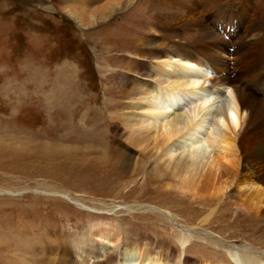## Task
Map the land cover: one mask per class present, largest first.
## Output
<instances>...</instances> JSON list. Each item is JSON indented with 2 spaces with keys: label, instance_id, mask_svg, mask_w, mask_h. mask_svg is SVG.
<instances>
[{
  "label": "rangeland",
  "instance_id": "1",
  "mask_svg": "<svg viewBox=\"0 0 264 264\" xmlns=\"http://www.w3.org/2000/svg\"><path fill=\"white\" fill-rule=\"evenodd\" d=\"M107 1L95 2L93 8ZM162 1L128 0L108 20L90 18L95 23L84 29L67 15L63 0H0V237H26L35 244L34 254L23 245L16 247L11 253L14 259L48 264L54 258L48 255L54 243L69 249L71 263L81 264L75 245L85 239L94 251L114 256L116 264L127 244L171 251L172 264L186 255L236 264L226 248L243 245L252 250L258 264H264V218L256 219L239 208L231 189L216 197L211 190L192 193L170 175L157 177L163 166L155 159L152 142L139 146L137 135L123 122V114L131 112L124 108L138 77L131 67L135 58L131 53L146 49L143 42L160 39L159 27L150 20L163 13ZM200 1L206 0L184 4L195 9ZM262 1L233 0L213 7V14L200 8L197 12L222 41L232 45L239 36L232 37L229 26L238 18L241 27L255 11L263 14ZM245 4L252 6L245 8ZM122 39L129 44L125 46ZM246 40L249 47L258 46L254 39ZM209 48L219 61L215 76L243 81L238 94L244 103V120H249L254 108L264 104V83L254 78L258 71L247 73V59L241 53L232 56L233 46ZM232 86L228 90L234 92L238 84ZM224 89L217 87L220 93ZM93 130L108 148L124 154L125 163L120 160V166H115L128 181L125 188H104L96 174L95 182L89 183L82 176H59V166L44 169L52 156L68 167V154L77 149L88 159L86 169L96 172L92 161L102 147L85 134ZM254 141L253 135L240 139L238 153L253 149ZM137 164L160 178L155 185L158 192L139 190L143 175H133ZM94 187L103 188L95 192ZM99 230L106 239L96 235ZM60 247L57 253L64 251Z\"/></svg>",
  "mask_w": 264,
  "mask_h": 264
},
{
  "label": "bare ground",
  "instance_id": "2",
  "mask_svg": "<svg viewBox=\"0 0 264 264\" xmlns=\"http://www.w3.org/2000/svg\"><path fill=\"white\" fill-rule=\"evenodd\" d=\"M100 1L102 0H63V5L67 15L76 22L77 26L86 29L96 21L90 18L95 17L101 21L108 20L112 14L123 8L128 0L126 2L108 0L107 4L94 9L93 4ZM185 1L191 0L162 1L163 13L158 12L159 14L150 20V23L157 24L159 27L160 39L154 38L148 42H141L147 45L146 49L141 48L135 54L131 53L135 56L131 60L133 63L131 67L134 68L133 71L138 77L135 78L136 86L133 88L132 95L129 96L130 102L124 108L131 112L123 114V122L133 135H137L138 145L148 141L152 142L155 159L160 163V166H163V169L160 170L162 173L158 171L155 174L157 177L170 175L172 179L176 178L183 188L192 193L211 190L216 194V197L224 189H231V192H236L232 194V197L236 198L239 208L254 215L256 219H263L264 104L255 107L248 118L249 120H244L245 116L242 115L244 103L238 94L239 85L243 81L239 78L233 82L230 78L215 76L214 71L219 69V61L217 62L210 55L209 46L222 47L224 50L233 46L232 56L241 53L250 66L246 72L255 73L254 70L258 71L254 78L264 83V12L262 11L263 14H261L255 11L254 15L242 21L245 24H242L241 27H238V18L234 20L236 17H233L232 24L234 25L229 26L230 34L232 33L231 36L235 39L239 36L237 38L239 41L231 45L229 42L222 41L219 35L205 24L197 9L200 8L207 14L216 5L233 0L200 1L195 9L184 4ZM238 1L242 4L245 3V0ZM261 3L264 4V1ZM250 6L252 5L245 4L243 7ZM246 11L249 12V10ZM222 17L223 13L218 16L219 21ZM246 39H254L255 42H258V46L249 47L251 43H247ZM122 43L126 46L129 44L128 39H122ZM233 83L238 84V86H234V92L231 89L228 90V87H231ZM218 86H225L223 93L218 92ZM135 111H140V113ZM95 131L85 134L95 143L99 142L102 147L97 151V158L92 161L94 163L92 166L97 168L96 172H89V169H86L88 168L86 165L88 159L77 149L68 154V167H65L66 163H61L56 156H52L46 159V163L43 165L44 169H54L59 166L61 167L58 169L61 171L57 170L59 176L69 175L70 178L82 176L84 180L88 179L89 183L95 182L96 174V177L104 182V188L110 187L113 190L119 187L125 188L128 181L123 178L124 176H120L121 174L115 166V164L119 165L121 161L124 162L121 159L124 158V154L108 148L109 145L103 141L104 139L97 138L98 133ZM249 135L254 136L255 147L239 154L237 150L239 140ZM78 136L80 135L78 134ZM81 154L83 158H81ZM137 166L133 175H143L139 190L143 193H146L145 190L158 192L159 186L155 185L160 182L158 180L160 178L149 174V172L146 173L143 166L139 164ZM64 168H68V171H65ZM103 187H94L95 192H100ZM211 214L212 211L204 221ZM96 235L106 239V237H102L106 236L103 230L97 231ZM185 238L184 236L182 238L183 244L186 241ZM113 239L118 240L116 237ZM32 242L31 238L26 237H16L15 239L0 237V264L29 263V260L26 261L21 257H18V260L14 259L16 255L13 257L11 253L16 247L23 248L21 247L23 245L26 247L25 251L30 250L34 254L35 244ZM87 242L85 239L83 242L82 239L79 244L75 245V254L82 257L81 264H116L114 256L102 255L100 250L94 251L87 245ZM52 246L53 251L48 255H54V258L48 264H73L70 255L66 254L68 248L64 250V246H55L54 243ZM125 246L128 248L124 252L122 251L123 253L121 252L122 258L117 264L173 263L174 257L171 251L162 253L158 250L155 252L152 248L144 247L143 244H127ZM59 247L64 251L57 253ZM226 249L236 264H258L259 262L252 250L243 247V245L240 247L229 246ZM249 252L251 254L244 256ZM261 255L264 257V253ZM91 258L94 260H92L93 263L88 262ZM178 261L176 264H231L220 258L212 260L209 257H204L197 260L187 255L179 258ZM41 263L37 261L34 264Z\"/></svg>",
  "mask_w": 264,
  "mask_h": 264
}]
</instances>
